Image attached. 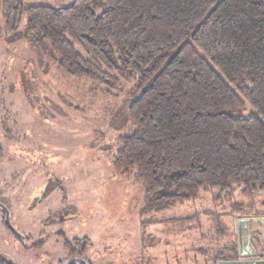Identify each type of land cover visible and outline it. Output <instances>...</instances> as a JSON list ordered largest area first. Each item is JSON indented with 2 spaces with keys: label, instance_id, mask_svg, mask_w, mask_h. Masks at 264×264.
<instances>
[{
  "label": "trees",
  "instance_id": "trees-1",
  "mask_svg": "<svg viewBox=\"0 0 264 264\" xmlns=\"http://www.w3.org/2000/svg\"><path fill=\"white\" fill-rule=\"evenodd\" d=\"M4 1L7 29L25 17V35L71 80L107 89L122 86L119 76L135 81L131 129L112 165L149 203L183 204L212 188L264 191V0ZM247 105L253 112L240 114ZM63 241L65 261L91 264L85 248ZM231 250L215 264L238 259Z\"/></svg>",
  "mask_w": 264,
  "mask_h": 264
},
{
  "label": "rangeland",
  "instance_id": "rangeland-1",
  "mask_svg": "<svg viewBox=\"0 0 264 264\" xmlns=\"http://www.w3.org/2000/svg\"><path fill=\"white\" fill-rule=\"evenodd\" d=\"M5 8L0 0V201L26 244L0 209V257L62 264L65 238L75 251L85 248L91 264H215L218 253L238 252L239 219L243 237L250 234L262 251L264 191L247 197L242 187L212 188L183 204L149 203L146 188L112 165L119 137L131 129L126 110L140 92L131 90L135 81L119 76L122 86L107 89L71 80L25 35V17L7 29ZM252 112L247 105L240 114Z\"/></svg>",
  "mask_w": 264,
  "mask_h": 264
},
{
  "label": "water",
  "instance_id": "water-1",
  "mask_svg": "<svg viewBox=\"0 0 264 264\" xmlns=\"http://www.w3.org/2000/svg\"><path fill=\"white\" fill-rule=\"evenodd\" d=\"M0 209L4 213V221L7 227L15 234L22 243L26 244V238L23 234L18 232L10 223V215L8 208L0 201ZM240 220V219H239ZM237 221L238 231H239V241H238V259H224L219 260L217 264H264V258H252L253 255L256 253L251 243L254 239H251L250 234H247L243 237L241 232V222ZM256 220V219H255ZM261 221L264 225V219H257ZM256 220V221H257ZM263 236V243H262V251L259 252L260 254H264V232L262 233ZM253 240V241H252ZM63 264H69V260H66Z\"/></svg>",
  "mask_w": 264,
  "mask_h": 264
},
{
  "label": "flooded vegetation",
  "instance_id": "flooded-vegetation-1",
  "mask_svg": "<svg viewBox=\"0 0 264 264\" xmlns=\"http://www.w3.org/2000/svg\"><path fill=\"white\" fill-rule=\"evenodd\" d=\"M255 254L253 255V257L252 258H264V254H260L259 252H261V250H255Z\"/></svg>",
  "mask_w": 264,
  "mask_h": 264
},
{
  "label": "crops",
  "instance_id": "crops-1",
  "mask_svg": "<svg viewBox=\"0 0 264 264\" xmlns=\"http://www.w3.org/2000/svg\"><path fill=\"white\" fill-rule=\"evenodd\" d=\"M151 256V255H150Z\"/></svg>",
  "mask_w": 264,
  "mask_h": 264
}]
</instances>
